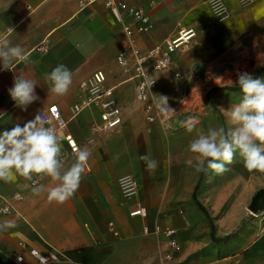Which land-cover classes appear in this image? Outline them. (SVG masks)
<instances>
[{
	"label": "crops",
	"instance_id": "1",
	"mask_svg": "<svg viewBox=\"0 0 264 264\" xmlns=\"http://www.w3.org/2000/svg\"><path fill=\"white\" fill-rule=\"evenodd\" d=\"M78 1L0 0V39L20 45L29 55L28 62L15 63L12 71L0 70V131L55 104L65 121V128L57 130L65 167L75 156L67 147L66 133L91 152L79 189L64 203L50 202L47 193L33 195L31 182L23 178L10 184L0 181V208L9 207L0 210V222L13 220L16 225L0 231V264H15L18 253L26 264L33 263L29 248L61 254L54 264H264V233L257 234L262 223L253 220L231 234L228 227L237 221L238 204L213 220L223 198L212 203L208 197L203 201V192L196 194L200 174L187 150L198 130L219 127L209 104L201 99L193 105L203 96L199 74L209 68L220 70L238 46L264 47V0L246 5L222 0V17L215 15L208 0H116L148 13L150 31L133 36L143 51L163 44L182 28L196 31L191 42L173 54L171 69L156 75L152 99L156 105L158 95L166 96L174 111L164 113L156 107L152 123L146 121L132 82L116 62L127 45L123 25L131 24V17L117 19L101 1L82 8ZM58 64L73 72V84L64 96L49 93L45 79ZM97 69L104 71L121 112L120 125L109 132L90 127L100 123L97 107L76 115L71 110L82 96L80 81ZM21 74L36 82L39 97L27 111L15 107L8 94L14 77ZM170 79L179 93H172ZM189 122L196 125L192 132L187 131ZM145 154L158 161L154 170H147L139 159ZM125 174L138 181V192L130 199L122 198L117 185ZM39 182L54 186L50 178ZM194 193L211 217L213 237ZM138 206L145 208V215L130 216ZM166 228L174 229L173 236L165 233Z\"/></svg>",
	"mask_w": 264,
	"mask_h": 264
},
{
	"label": "clouds",
	"instance_id": "2",
	"mask_svg": "<svg viewBox=\"0 0 264 264\" xmlns=\"http://www.w3.org/2000/svg\"><path fill=\"white\" fill-rule=\"evenodd\" d=\"M208 2L215 15L220 16L225 11L222 0ZM28 60L29 55L20 45H13L9 39H0V70L12 71L15 63ZM119 62L125 63L123 55ZM45 79L49 93L64 96L73 84V72L66 65L58 64L45 74ZM236 84L242 92L240 102L227 109L219 108L230 127L200 129L188 144L187 150L193 154L197 173L211 170L222 174L228 171L226 165L234 162L237 153L249 171L264 172V80L239 73ZM35 88L36 82L21 74L14 77L8 94L15 107L27 111L39 100ZM156 107L164 113L174 111L168 105V98L162 95L157 96ZM195 128V123L187 124V131L192 132ZM63 152L56 129L42 111H38L33 119L0 131V181L10 184L23 178L31 182L33 195L47 193L50 202L64 203L79 189L91 152L87 147L79 148L68 167L63 162ZM139 159L149 171L158 165L151 154L141 155ZM188 163L193 164V160ZM45 178H50L54 186L39 182ZM15 226L13 220H5L0 222V231Z\"/></svg>",
	"mask_w": 264,
	"mask_h": 264
},
{
	"label": "built area",
	"instance_id": "3",
	"mask_svg": "<svg viewBox=\"0 0 264 264\" xmlns=\"http://www.w3.org/2000/svg\"><path fill=\"white\" fill-rule=\"evenodd\" d=\"M101 1L103 6L109 9L117 19L131 17V24H124L123 31L127 39V45L116 56V62L122 71L127 74L132 82L135 99L143 104L145 119L152 123L157 119L156 105L152 99V91L157 87V73L167 72L172 67V57L177 51L183 50L196 36L193 27L180 29L177 34L152 48L143 51L135 42L134 32L139 34L146 33L151 29V22L148 13L136 6H127L121 1L116 0H79V7H86ZM242 4H251L255 0H239ZM224 12L220 15H222ZM123 55L125 63L119 62V57ZM174 77L179 76V72H173ZM172 84V93H179V87L173 79L169 80ZM82 96L73 103L71 110L74 115L81 112L84 108L95 106L99 110L100 123H91L90 127L94 130L112 131L121 123V112L117 99L115 98L112 87L106 85V75L103 70H94L91 74L83 78L79 83ZM14 103V102H13ZM46 119L51 121V125L57 130L65 128V121L57 105H50L42 111ZM68 149L75 153L80 146L76 143L71 134H65ZM117 185L123 199H130L138 192V181L132 174H125L117 179ZM1 211H8V205L0 208ZM182 212V211H179ZM146 210L143 206H138L129 214L145 215ZM255 217L264 220V209L256 212ZM158 230V229H157ZM260 233H264V224L260 226ZM165 233L173 236L174 229L166 228ZM170 245L174 251L178 250V244L174 238L170 239ZM29 255L34 262L31 264H54L62 259V255L53 251L42 253L36 248L28 249ZM15 264H26L23 254H16Z\"/></svg>",
	"mask_w": 264,
	"mask_h": 264
},
{
	"label": "rangeland",
	"instance_id": "4",
	"mask_svg": "<svg viewBox=\"0 0 264 264\" xmlns=\"http://www.w3.org/2000/svg\"><path fill=\"white\" fill-rule=\"evenodd\" d=\"M247 47H236L220 70L209 68L207 72L204 69L199 74L201 81L203 80L199 84L203 96L197 98L193 105L198 106L201 99L209 104L213 121L219 127H230L219 108L227 109L242 99V92L236 84L238 74L248 73L253 78L264 80V47L258 49L256 44L253 46L250 44ZM191 101L192 99H189L188 104ZM179 130L183 131L184 128L177 129V131ZM226 167L228 171L222 174H216L211 170H208L207 173H199L196 194L200 195L203 192L204 194L201 196L203 201L206 200V197L212 203L218 201L221 203L222 201L221 209L217 212L214 211L212 219L218 221L222 214L226 213L227 210L231 211V208L238 204L235 218L237 221L233 226L228 227L231 234H235L246 224H251L253 220H256L257 224L259 222L264 224V220L261 221L259 217H255L247 208L254 193L259 188L264 187V172L249 171L238 153L234 162L226 165ZM221 198L223 199L221 200ZM259 231L258 235L260 234Z\"/></svg>",
	"mask_w": 264,
	"mask_h": 264
},
{
	"label": "water",
	"instance_id": "5",
	"mask_svg": "<svg viewBox=\"0 0 264 264\" xmlns=\"http://www.w3.org/2000/svg\"><path fill=\"white\" fill-rule=\"evenodd\" d=\"M247 208L251 212H258L264 208V187L259 188L254 193Z\"/></svg>",
	"mask_w": 264,
	"mask_h": 264
},
{
	"label": "trees",
	"instance_id": "6",
	"mask_svg": "<svg viewBox=\"0 0 264 264\" xmlns=\"http://www.w3.org/2000/svg\"><path fill=\"white\" fill-rule=\"evenodd\" d=\"M196 187H197V186H196ZM193 197H194V200H195L197 206L199 207V209L204 213V215L206 216V218H207L208 221L210 222V225H211V236L213 237L214 226H213V224H212L211 217H210V215L208 214V212H207V210L205 209V207H204V206H203V205H202V204L196 199V197H195V193H194ZM228 237H229V235L226 236V237H224V238H228Z\"/></svg>",
	"mask_w": 264,
	"mask_h": 264
},
{
	"label": "bare ground",
	"instance_id": "7",
	"mask_svg": "<svg viewBox=\"0 0 264 264\" xmlns=\"http://www.w3.org/2000/svg\"><path fill=\"white\" fill-rule=\"evenodd\" d=\"M251 212V211H250ZM253 215H256V213L255 212H251Z\"/></svg>",
	"mask_w": 264,
	"mask_h": 264
}]
</instances>
